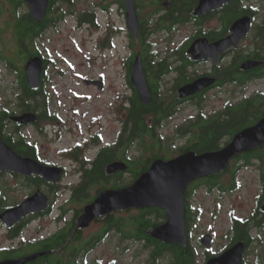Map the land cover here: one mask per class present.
Masks as SVG:
<instances>
[{
	"label": "flooded vegetation",
	"instance_id": "af4514ba",
	"mask_svg": "<svg viewBox=\"0 0 264 264\" xmlns=\"http://www.w3.org/2000/svg\"><path fill=\"white\" fill-rule=\"evenodd\" d=\"M201 1L134 0L140 23L138 35L135 37H138L144 49L149 51L142 57L149 84L150 80L153 82L152 86L150 84L152 110H149L148 114L141 115L140 120H137L134 115L138 114L140 104H144L131 80L130 58L134 55L133 34L127 24V9L123 0H80L78 3L75 0H50L47 15L41 21L32 16L26 1L0 0V7L9 13L6 20L0 19V64L5 66L9 74L16 75L18 87V92L9 95V99H2V95H6V89L3 88V73L0 67V138L23 164L34 161L45 167L62 170L57 182H48L42 175L34 173L24 175L0 170V263L40 255L26 264H120L119 259L106 258L105 253L103 258L97 257L100 248H104L112 237H116L117 251L121 257L131 249L133 242L141 243L145 248L152 249L148 261L142 264H153L151 255L155 249L154 241H158V245L164 244L163 242L151 237L149 238L151 241L131 239V225L122 216V212L101 216L89 227L82 228L80 217L85 207L95 198L83 208L85 198L78 197L77 193L84 189L86 196L94 197L98 190H101V193L131 185L134 179L132 161H142L146 157L145 141L147 145L150 137L163 138L157 131L183 113L182 107H204L212 99L209 96L212 92L220 90L222 93L229 86L234 88L237 80L229 82L228 69L235 60L260 59L264 62V0H228L227 2L210 0V7L220 8L197 16L195 11ZM65 7L73 9L66 12ZM75 7L86 8L77 12ZM23 8L24 12H22ZM99 13L104 14L105 23L100 20ZM113 14L123 18L124 27L119 28L112 22ZM67 15L74 19L76 31L102 33L96 40V51L101 52V56H105L107 51H113L116 48L114 40L124 36L126 37L122 47L129 53L128 58L122 61L123 73L119 76L122 88L119 90L115 84L111 86L102 73L82 79V85L91 89L96 99L106 93L110 96L106 100L105 113L95 115L86 130L76 118L78 114L76 108L59 107L60 111L52 107L49 97L53 94L45 88L47 79L50 80L51 71L61 76L67 73L58 70L60 60L55 59L52 49L45 48L43 51L39 42H45L47 33L56 31L58 26L66 21ZM29 16L30 18H27ZM243 17L250 18L251 28L238 48L229 49L220 55L216 62L213 59L195 60L201 55V51L190 53L195 41L205 39L209 44L216 43L228 37L232 25ZM21 20H24L23 24L26 23L28 26L25 35L28 36L23 42L18 39V36L20 38L18 23ZM4 21L8 23V27L5 26ZM183 27H188L191 32L184 45L178 49L166 48L165 51H156V43L152 38L157 34L173 36ZM249 40L251 45L244 46ZM170 42L168 40L167 44ZM16 58L18 62L24 59V66L16 65ZM33 58H39L42 62L40 84L36 88L29 85L26 72V65ZM237 75L249 79L247 87L243 89L245 91L252 81L264 79V63L263 66L248 71L240 67ZM202 77L214 78L216 82L194 96L180 97L181 87ZM24 80L31 90L37 93L41 91L42 96L38 101L33 99L35 93L29 94V99L20 98L25 91L21 89V81ZM259 93L264 94L256 91L254 95ZM250 95L251 92L248 93V96ZM246 97L241 95L238 99L221 100L220 102L224 104L213 115L200 113L188 119L178 130L176 128L179 135L182 133L183 137H186L185 144L179 149L181 150L179 155L194 146L197 132L203 129L205 131L207 126L218 121L220 125L215 126L216 128L225 126L229 120L228 116H225L228 103L233 109L238 108ZM81 113L84 114L82 111ZM25 114H34L36 120L26 123L15 120ZM75 132L79 133L83 140L75 141L65 147H57L56 154L61 161L45 157L44 144L32 137L33 134H37L41 138H46L50 144H58L65 134L75 135ZM109 133L115 134L112 141H108ZM92 152L93 155H89ZM153 156L150 153L151 160ZM173 158L175 157L170 159ZM114 162L125 163L128 166L127 171L109 174L108 166ZM65 163L70 164L65 165ZM204 181V178L198 179L191 187ZM190 191L189 189L186 194L189 242L190 230L195 220L194 213L193 215L190 213ZM67 192H70L68 197L64 196ZM38 193L47 198L46 209L18 220L9 218L7 220L9 223L5 222L3 217L7 211L22 205ZM140 211L145 218L150 213L156 215L155 212H164L158 208ZM115 218L118 219L114 221ZM108 221L109 226L106 227ZM166 256L170 258L172 264L171 253H165L161 260Z\"/></svg>",
	"mask_w": 264,
	"mask_h": 264
},
{
	"label": "rangeland",
	"instance_id": "374dc122",
	"mask_svg": "<svg viewBox=\"0 0 264 264\" xmlns=\"http://www.w3.org/2000/svg\"><path fill=\"white\" fill-rule=\"evenodd\" d=\"M75 1L76 3L80 2V0ZM65 8L66 10L68 9V7ZM85 8L75 7V10L78 12ZM24 11L25 9L23 8L22 12ZM8 15L9 13L6 9L0 7V19L6 20L5 18ZM111 17L112 22L117 27L121 28L125 26L121 16L113 14ZM99 18L102 23H105L106 19L104 14L99 13ZM5 26L8 27V23L5 22ZM190 34V29L183 27L180 29V32H175L173 36L157 34L152 38V41L156 43V51H165L166 48L178 49L185 44ZM101 35L102 33H88L87 30L83 32L76 31L74 19L72 16H67L66 21L61 23L56 31L47 33L45 42H39L40 48L43 51L45 48L52 49L55 59L60 60V64L57 66L58 70L67 73L65 76L57 75L53 71L49 73L50 80L47 79L45 88L49 93L54 95H50L49 97L53 105L52 107L60 111L61 109L59 107L76 108L78 111L76 118L81 122V127L84 130L90 126L95 115L105 113L107 109L106 100L110 96L109 93H106L104 96H99L96 99L94 92L82 85V79L86 77L92 78L94 75L102 73V75L107 77L109 84L111 86L115 84V87L119 90V88H122L119 79V76L123 73L122 61L129 56L128 51L122 47L123 40L126 36L120 39L116 38L114 40L116 48L113 51H107L105 56H101V52L96 51V40ZM168 40L171 42L167 44ZM250 42L251 40L246 42L244 46L249 47L251 45ZM15 64L24 66V59L18 62L16 58ZM0 67L3 73V88L6 89V95H2V99L6 100L9 99V95L12 93L18 92L16 84L17 77L16 75L9 74L4 65L0 64ZM150 84L151 86L153 85L151 80ZM253 91H264V81L252 85L247 93ZM233 93L234 90L230 86L226 87L222 93L220 90L212 92L209 94L212 99L208 103V106H206L204 112L206 114H213L219 111L224 104V102H220L221 100L236 98V95H233ZM237 96H239L238 93ZM182 108H184L183 113L173 122H169L165 127L157 131L158 135L163 137V142L171 146L172 151L175 152H178L183 147L186 140V137L178 134V128L183 126L188 119L197 115L198 112V108L192 106H184ZM75 135L65 134L62 141L58 144H50L46 138H41L37 134H33L32 137L34 140L44 144L43 155L45 157L61 161L56 154V148L65 147L75 141L83 140L79 133L75 132ZM114 137L115 134L109 133L108 141H112ZM93 153L89 155H93ZM69 164L65 163V165ZM263 177L264 163L258 161L251 167L239 169L236 175L237 187L233 191L223 193L219 187L212 191H207L206 188H200L197 194L190 200V205L194 207V211L192 210V212L196 214L197 219L190 230V243L196 252L197 264H206L208 260L207 256H219L228 249L232 242V222L234 220H251L256 217V210L260 206L259 200L263 195ZM224 184L226 187L232 186L229 180L225 181ZM69 195L70 192H67L64 196L68 197ZM149 217L153 220H158L156 215H150ZM207 234L211 235L214 240L209 250L200 243L202 237ZM252 235L254 237L256 236L255 230ZM115 239L116 237H112L104 248L101 247L97 257L100 256L103 258V253H105L106 258L112 257L119 259L120 264H142L148 261L152 249L145 248L141 243L133 242L131 249L121 257L117 251ZM263 254L264 237L255 242L246 251L245 260L247 264H264ZM158 264H171L170 258L166 256Z\"/></svg>",
	"mask_w": 264,
	"mask_h": 264
},
{
	"label": "water",
	"instance_id": "95a60500",
	"mask_svg": "<svg viewBox=\"0 0 264 264\" xmlns=\"http://www.w3.org/2000/svg\"><path fill=\"white\" fill-rule=\"evenodd\" d=\"M29 4L32 16L41 21L48 11L50 0H24ZM127 9V22L134 36L138 35L139 18L135 8L134 0H123ZM210 0H202L195 11V15L200 16L209 10L220 7H210ZM228 0H223L227 2ZM251 20L243 17L232 25L231 34L216 43L209 44L207 40L195 41L190 53L195 54L201 51V55L195 60L213 59L215 62L220 55L231 48H238L250 31ZM262 62L257 60H245L241 64L243 70L258 68ZM28 83L31 87H38L42 72V62L39 58L30 60L27 64ZM132 84L138 90L139 97L143 104L149 105L152 99V89L148 82L141 54L134 62L132 72ZM214 78L202 77L194 82L180 88L181 98L194 96L199 92L213 86ZM16 121L26 123L36 120L34 114H25L15 118ZM264 145V118L255 126L246 128L238 132L232 141L218 151L195 154L190 151L172 160L154 162L149 170L142 174L131 186L105 190L99 194L93 203L86 206L85 213L80 217V226L88 227L97 218L108 215L114 211L128 210L130 208L147 209L160 208L166 212L167 221L159 226L153 227L150 236L166 244L184 246L187 242L186 216H185V192L189 184L201 177L219 174L224 171L230 160L237 154L248 152ZM128 166L123 162H114L108 166L107 172L115 174L120 171H127ZM0 170L16 172L19 174L42 175L49 182H57L62 174L58 168L45 167L38 162L30 161L23 164L14 155L12 150L6 146L0 138ZM47 198L41 193L28 199L17 208L6 212L3 219L6 223L9 218L17 220L30 213L46 209ZM264 213V201L261 206ZM202 245L210 249L213 243L212 236L205 235L201 240ZM246 245L238 242L227 249L221 255L213 257L206 264H244V253ZM40 255L27 257L20 260H8L0 264H26Z\"/></svg>",
	"mask_w": 264,
	"mask_h": 264
},
{
	"label": "trees",
	"instance_id": "16d2710c",
	"mask_svg": "<svg viewBox=\"0 0 264 264\" xmlns=\"http://www.w3.org/2000/svg\"><path fill=\"white\" fill-rule=\"evenodd\" d=\"M70 9L73 8L70 7ZM229 14L231 15V13ZM27 18H30V16ZM23 22L24 20H21L18 23V27H19L18 33L20 34V38L18 36V39L21 42H23L28 36V35L25 36L28 26L26 25V23L23 24ZM132 42H133L132 44H133L134 55L132 56V58H130L131 69H133L134 60L139 53H141V55H146L149 52L147 49H144L143 43L139 41L138 37L132 35ZM256 60L262 61L260 59H256ZM241 62L242 60L239 59L235 60V63L228 69L229 82L236 79L237 87L244 86L245 84L249 83V79L246 80L245 77H239L237 75L240 71ZM21 86H22L21 89L25 90L24 95L20 96L21 99H29L30 98L29 94L31 93H35L33 99L37 101L40 99V96H42L41 91H38L40 93H37L35 90L34 91L31 90L27 86L25 80L21 81ZM155 92L156 91H154V94ZM152 104H150L149 106L140 104L139 106L140 110L138 111V114L134 115L135 119L140 120L141 115L148 114L150 112L149 110H152ZM225 116H228L229 118L225 126H218L221 128H216L215 126L220 125V121H218L217 123H212L211 125L207 126V128H205V131L203 129L199 133L197 132L194 146L186 149V152L193 151L196 154H203L205 152L220 150L222 145L230 142L233 136H235L239 131H241L244 128L255 125L257 122H259L261 119L264 118V94L259 93L250 98L245 99L241 107L238 108L235 107L233 109L232 107H230V103H228V110L226 111ZM147 142H148L147 145H146V141L144 144V146L146 147V157L142 161H132L133 164L132 174L134 175V179L131 182V184L135 180H137L143 173L148 171L153 161H156L158 159L167 160L179 155V153L181 152V150H179L178 152H174L168 146H166L168 148L164 147L161 140L156 139V137L154 136L150 137ZM150 153L154 155L152 160L150 159ZM258 161L264 163V146L259 147L253 151L236 155L230 161L229 165L223 172L216 175L204 177L205 181L198 186H192V187L190 186L189 189L191 190L190 191L191 193L189 197H192L194 194H196V191L199 186L208 188L211 191L219 187L221 191L224 193L233 191L237 187L236 175L239 169L244 167H250L253 164H256ZM102 166L103 165H101V167ZM227 180L231 181L232 183L231 187L225 186L224 183ZM262 184H263V192H264V177L262 178ZM117 188L118 187L113 189H117ZM100 191L101 190H98L96 192V196L94 197L86 196V191L84 189L81 192L78 191L77 193L79 194L78 197L85 198L83 203V208L87 203L91 202L94 198L96 199V197L100 194ZM263 197H264V193L260 197L259 204L260 203L262 204ZM191 211L190 213L193 215V212ZM121 212H122L121 213L122 216L131 225L130 237L131 239L134 240H139V241L150 240L149 238L151 237L150 232L152 228L163 223V222L154 221L153 219L149 218L148 217L149 214L145 218L141 214L140 210H127ZM155 213L160 220L166 219L165 212L158 211ZM257 215H259L261 219H258V217H256L251 220L237 219L233 221L231 245H234L238 242H244L246 245V249L248 250L255 244V242L261 240L264 237L263 236L264 214L260 211V208H258L257 210ZM117 219L118 218H115L114 221H116ZM108 226H109V221L106 227ZM254 230L256 231L255 237L252 235L253 234L252 232ZM154 243H155V249L151 255L153 264H158L165 255V253H171L173 255L172 264H197L196 252L189 241L184 246H175L168 244L158 245V241L156 240L154 241ZM208 257L210 258L212 256L209 255Z\"/></svg>",
	"mask_w": 264,
	"mask_h": 264
}]
</instances>
